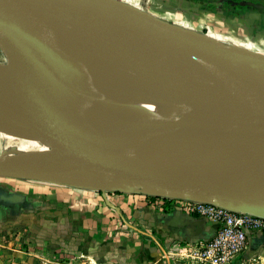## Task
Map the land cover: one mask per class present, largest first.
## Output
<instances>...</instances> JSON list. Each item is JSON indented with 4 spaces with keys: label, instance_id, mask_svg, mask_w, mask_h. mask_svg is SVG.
I'll list each match as a JSON object with an SVG mask.
<instances>
[{
    "label": "water",
    "instance_id": "1",
    "mask_svg": "<svg viewBox=\"0 0 264 264\" xmlns=\"http://www.w3.org/2000/svg\"><path fill=\"white\" fill-rule=\"evenodd\" d=\"M231 5L254 7L250 2ZM0 50L8 63L17 62L43 104L42 112L32 113L43 134L39 141L68 147L71 153L0 158L1 178L79 188H150L264 217L263 57L112 0H0ZM90 54L137 57L153 74L219 109L204 127L234 118L252 122L255 132L226 152L229 162L214 174L149 151L115 114L86 113L92 104L125 110L98 90L83 62ZM168 148L183 146L170 143ZM257 151L262 152L260 162L240 178Z\"/></svg>",
    "mask_w": 264,
    "mask_h": 264
},
{
    "label": "crops",
    "instance_id": "2",
    "mask_svg": "<svg viewBox=\"0 0 264 264\" xmlns=\"http://www.w3.org/2000/svg\"><path fill=\"white\" fill-rule=\"evenodd\" d=\"M112 1L264 58V0ZM239 2L254 7L224 14L226 5ZM5 151L0 138L1 157ZM165 198L146 188H79L0 177V246L7 250L0 264H78L83 259L88 264H197L185 257L186 246L211 241L220 224L169 207ZM240 262L264 264L263 232L248 234Z\"/></svg>",
    "mask_w": 264,
    "mask_h": 264
},
{
    "label": "bare ground",
    "instance_id": "3",
    "mask_svg": "<svg viewBox=\"0 0 264 264\" xmlns=\"http://www.w3.org/2000/svg\"><path fill=\"white\" fill-rule=\"evenodd\" d=\"M83 62L98 90L125 106L119 110L92 104L86 113L115 114L140 137L147 150L171 156L182 165L207 174L221 172L231 157L225 159L226 152L255 132L252 122L234 118L217 119L204 127L210 114L219 109L180 90L164 75L153 74L137 57L90 54ZM42 110L40 98L17 62L0 68V132L39 141L43 134L32 113ZM170 143L183 148H168ZM261 158L262 152H255L240 178Z\"/></svg>",
    "mask_w": 264,
    "mask_h": 264
},
{
    "label": "built area",
    "instance_id": "4",
    "mask_svg": "<svg viewBox=\"0 0 264 264\" xmlns=\"http://www.w3.org/2000/svg\"><path fill=\"white\" fill-rule=\"evenodd\" d=\"M169 207L196 214L209 221L217 222L220 228L209 242L186 246V256L197 264H242L241 255L247 246L250 232L264 233V217L234 211L218 204L165 195Z\"/></svg>",
    "mask_w": 264,
    "mask_h": 264
},
{
    "label": "rangeland",
    "instance_id": "5",
    "mask_svg": "<svg viewBox=\"0 0 264 264\" xmlns=\"http://www.w3.org/2000/svg\"><path fill=\"white\" fill-rule=\"evenodd\" d=\"M0 63L7 64L6 66L10 64V62L8 63L7 61V57L1 50H0ZM0 138L5 142V146H6L5 154L2 157L0 155L1 158H5L7 156L8 157L17 156L15 155L16 153L18 155H25L27 153H33V154L39 155V154L47 153V154H51V156L53 157L54 156L69 157L71 155L70 149L65 146L55 147L54 145H48L45 142H41V141L23 140L14 135L3 133V132H0ZM146 189H150V188H146ZM226 207L230 208L231 210L238 211L237 209L231 206H226ZM0 245H1V241H0ZM3 251H7V250L2 249L0 246V258L2 256H5V257L7 256V253H3ZM38 255L42 256L44 255V252L41 250L39 251ZM83 260H81L82 262L80 261L81 263H78V264H88L86 259H83ZM73 261H76V260H73Z\"/></svg>",
    "mask_w": 264,
    "mask_h": 264
},
{
    "label": "trees",
    "instance_id": "6",
    "mask_svg": "<svg viewBox=\"0 0 264 264\" xmlns=\"http://www.w3.org/2000/svg\"><path fill=\"white\" fill-rule=\"evenodd\" d=\"M206 10L208 11H213L214 9L212 8H205ZM246 8H243V7H240V6H237V7H232L230 5H226L225 6V9H224V14L226 16H229V15H234V14H238L239 12H242L244 11Z\"/></svg>",
    "mask_w": 264,
    "mask_h": 264
}]
</instances>
